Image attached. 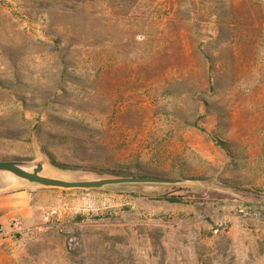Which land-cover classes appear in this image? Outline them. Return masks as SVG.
Instances as JSON below:
<instances>
[{"label":"rangeland","instance_id":"obj_1","mask_svg":"<svg viewBox=\"0 0 264 264\" xmlns=\"http://www.w3.org/2000/svg\"><path fill=\"white\" fill-rule=\"evenodd\" d=\"M0 160L141 179L48 187L0 264H264V0H0Z\"/></svg>","mask_w":264,"mask_h":264},{"label":"crops","instance_id":"obj_2","mask_svg":"<svg viewBox=\"0 0 264 264\" xmlns=\"http://www.w3.org/2000/svg\"><path fill=\"white\" fill-rule=\"evenodd\" d=\"M20 168L29 173H33L35 170V168L33 171L23 167ZM13 175L15 178L12 182L0 183V227L8 233L14 230L13 222H18L22 228L40 225L43 219H46L45 216L51 208L47 206L45 200L47 198L52 199L56 193L50 190L53 188ZM40 176L45 177L41 175V172Z\"/></svg>","mask_w":264,"mask_h":264},{"label":"water","instance_id":"obj_3","mask_svg":"<svg viewBox=\"0 0 264 264\" xmlns=\"http://www.w3.org/2000/svg\"><path fill=\"white\" fill-rule=\"evenodd\" d=\"M0 170L9 171L16 176L29 180L34 183L41 184L46 187L55 188H99L107 184H118L122 182L140 181L141 179L123 178V179H107L99 182H64L40 176L41 168L38 167L33 173H29L21 169L14 161L0 160Z\"/></svg>","mask_w":264,"mask_h":264},{"label":"built area","instance_id":"obj_4","mask_svg":"<svg viewBox=\"0 0 264 264\" xmlns=\"http://www.w3.org/2000/svg\"><path fill=\"white\" fill-rule=\"evenodd\" d=\"M12 226H13L14 230L11 233L19 232L20 230H22V226L18 222H13ZM11 233H8L5 229L0 227V236H6V235H9Z\"/></svg>","mask_w":264,"mask_h":264}]
</instances>
